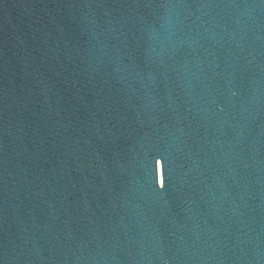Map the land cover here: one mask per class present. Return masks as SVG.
<instances>
[{"label":"water","instance_id":"95a60500","mask_svg":"<svg viewBox=\"0 0 264 264\" xmlns=\"http://www.w3.org/2000/svg\"><path fill=\"white\" fill-rule=\"evenodd\" d=\"M0 264H264V0H0Z\"/></svg>","mask_w":264,"mask_h":264}]
</instances>
